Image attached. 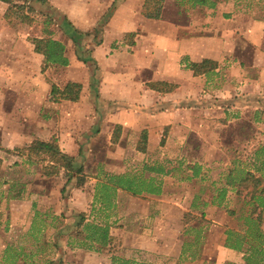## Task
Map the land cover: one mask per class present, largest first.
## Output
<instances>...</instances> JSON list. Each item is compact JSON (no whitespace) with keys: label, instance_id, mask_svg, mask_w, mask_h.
I'll use <instances>...</instances> for the list:
<instances>
[{"label":"crops","instance_id":"obj_1","mask_svg":"<svg viewBox=\"0 0 264 264\" xmlns=\"http://www.w3.org/2000/svg\"><path fill=\"white\" fill-rule=\"evenodd\" d=\"M147 5L0 0V159L25 163L35 158L18 149L52 143L83 179L66 183L62 167L39 174L57 185L50 219L42 201L44 220L18 202L25 233L6 236L4 264H246V246L225 241L244 234L231 225L238 203L264 209V0H162L158 18ZM47 40L61 64L40 52ZM108 175L158 192L117 189L105 209L96 191ZM87 226H106L105 243ZM28 237L27 251L17 243Z\"/></svg>","mask_w":264,"mask_h":264},{"label":"trees","instance_id":"obj_2","mask_svg":"<svg viewBox=\"0 0 264 264\" xmlns=\"http://www.w3.org/2000/svg\"><path fill=\"white\" fill-rule=\"evenodd\" d=\"M3 1L8 2V0ZM161 2L162 0H146V5L148 4L147 6H151L153 9V11H149L150 13H153L151 15L147 12L146 8V16L148 15L150 18H158ZM64 30H66V35L69 36L75 44H79L81 39L80 35L71 32L72 29L69 25L67 27L64 26ZM38 44H45V50L41 49L40 52L44 54L46 61L52 64H61L62 47L59 43L47 40L45 42L40 41ZM36 50H39V48H36ZM205 63L207 62H202L198 65L191 64L190 70H192L194 75H200L203 73L202 69L204 68ZM78 89V85L68 84L64 88V92L67 94V98L75 100L78 94ZM26 149L29 152V156H32L36 160L41 157V160H48L53 163L45 172L46 176L56 173L58 168L62 167L65 171L66 183L72 181L76 185L83 183L81 166L78 165V163H75L73 159L61 154L54 144L34 142L26 146ZM117 189L128 192L132 196H138L140 191H146L148 194H157L158 192L151 182L147 183L144 180H137L130 178L129 176L108 175L104 181L97 186L96 191V198L102 207L107 209L110 206L111 200ZM63 190L64 189H62V192ZM255 200L259 202L258 207H261L264 202V196L260 195L256 197ZM262 211L263 209H261L260 214L256 218H252L251 213L244 217V227L246 228L244 234L236 232L227 234L225 245L228 248L238 251L242 246H246L247 251L249 252V255L245 258L246 264H264V219H260ZM261 226H263V229H261ZM85 231L89 233V238H91L92 241L100 245L104 244L108 238V229L106 226H87L85 227Z\"/></svg>","mask_w":264,"mask_h":264},{"label":"rangeland","instance_id":"obj_3","mask_svg":"<svg viewBox=\"0 0 264 264\" xmlns=\"http://www.w3.org/2000/svg\"><path fill=\"white\" fill-rule=\"evenodd\" d=\"M258 117L264 121V114H259ZM250 118L256 120L257 115L251 114ZM18 150L20 152L29 153L26 147ZM18 150H13L14 156H17L20 153L17 152ZM7 153L12 154L11 151ZM2 157V160L0 159V264L1 262L4 264V244L6 243L5 241H7L6 236L9 237L7 238L9 242L11 241V243L15 244V241L18 239L20 240V237L25 233V231L20 229L21 225L18 224V218L22 217V215L20 214V209H17V203L24 202L28 204V217L44 220L43 215H34L38 202L42 201L39 202V205H41V211L42 213H45L46 220H49L51 213L48 210V201H52V196H50L52 194H48L52 188L57 186L54 183L55 180L52 178H47L45 180L38 179L39 174L45 173L50 166L49 163L45 162L46 160H41V157L37 160L31 159L25 163L20 160L17 162L16 159L4 163V156ZM252 182L253 181H251V183ZM40 193L44 195L40 196ZM24 197H26V200L23 201ZM239 207H241V203H238V207L233 210L234 215L232 217L231 225L233 229H238L239 231L243 230L244 232L246 230L244 227L245 213L248 215L251 213V217L256 218L261 210L257 211L250 208L246 209L244 207L239 209ZM263 213L264 209L261 212L260 219H264ZM13 223H15V226H12ZM17 224L19 226H17ZM17 244L25 247L27 251L32 249L31 237L25 238L24 241H18Z\"/></svg>","mask_w":264,"mask_h":264}]
</instances>
